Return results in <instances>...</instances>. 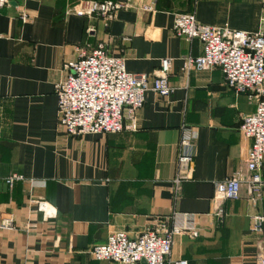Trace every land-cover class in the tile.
Segmentation results:
<instances>
[{
  "label": "crops",
  "instance_id": "0c3cea01",
  "mask_svg": "<svg viewBox=\"0 0 264 264\" xmlns=\"http://www.w3.org/2000/svg\"><path fill=\"white\" fill-rule=\"evenodd\" d=\"M77 1L12 0L0 9V221L12 217L15 227L0 231V264H111L93 260L91 248L115 231L135 237L151 222L168 223L173 211L196 213L199 236L174 238L170 261L256 264L264 224L257 235L249 228L264 215V164L258 201L245 183L237 201L212 198L233 173L248 179L251 141L239 125L256 101L231 90L219 69L183 72L182 59L199 56L202 45L177 37L172 25L176 14L193 13L201 24L254 33L264 0H110L123 7L107 28L74 15ZM100 43L131 74L156 76L170 59L173 93L146 92L136 132L68 136L57 124L54 84L77 49ZM182 125L197 134L193 177L174 196ZM12 173L24 180L9 188ZM37 201L55 215L42 216Z\"/></svg>",
  "mask_w": 264,
  "mask_h": 264
},
{
  "label": "built area",
  "instance_id": "2783aa9c",
  "mask_svg": "<svg viewBox=\"0 0 264 264\" xmlns=\"http://www.w3.org/2000/svg\"><path fill=\"white\" fill-rule=\"evenodd\" d=\"M12 0H0V9ZM123 5L110 0H78L74 15L87 19L101 18L107 28L117 10ZM261 27L254 33L201 24L193 13L176 14L172 31L187 41L198 40L202 53L197 57L182 59L181 70L203 71L219 69L227 86L236 94H246L256 101L254 112L242 118L239 131L251 141L246 158L248 179L243 180L235 172L214 187L215 202L237 201L243 183L251 200L258 201L263 188L264 164V11ZM171 60L162 59L156 76L131 74L126 70L125 58L113 55L104 43L87 49H77V60L63 65L65 75L54 84L57 101V124L72 137L85 135H117L133 133L138 129L137 116L145 103L148 91L168 97L173 93L169 83ZM195 130L182 125L179 130L175 174L172 179L174 196L179 186L192 179ZM21 174L13 173L4 183L13 187L23 181ZM36 210L44 217L55 215L53 207L36 202ZM218 222L223 219L220 207L212 213ZM196 213L173 211L168 223L151 222L135 237L124 231L110 233L106 242L94 245L90 254L97 262L111 264H188L186 260L170 261L173 240L179 236L196 239L199 236ZM263 215L251 218L249 232L257 235L262 231ZM15 230L12 217L0 221V231ZM256 264H264V255H258Z\"/></svg>",
  "mask_w": 264,
  "mask_h": 264
},
{
  "label": "trees",
  "instance_id": "16d2710c",
  "mask_svg": "<svg viewBox=\"0 0 264 264\" xmlns=\"http://www.w3.org/2000/svg\"><path fill=\"white\" fill-rule=\"evenodd\" d=\"M98 1H104V0H98ZM12 174H13V173H12ZM10 175H11V174H10ZM10 175H9V176H10ZM263 216H264V215H263Z\"/></svg>",
  "mask_w": 264,
  "mask_h": 264
},
{
  "label": "water",
  "instance_id": "95a60500",
  "mask_svg": "<svg viewBox=\"0 0 264 264\" xmlns=\"http://www.w3.org/2000/svg\"><path fill=\"white\" fill-rule=\"evenodd\" d=\"M140 264H145L143 261Z\"/></svg>",
  "mask_w": 264,
  "mask_h": 264
},
{
  "label": "rangeland",
  "instance_id": "374dc122",
  "mask_svg": "<svg viewBox=\"0 0 264 264\" xmlns=\"http://www.w3.org/2000/svg\"><path fill=\"white\" fill-rule=\"evenodd\" d=\"M96 1H98V0H96Z\"/></svg>",
  "mask_w": 264,
  "mask_h": 264
}]
</instances>
